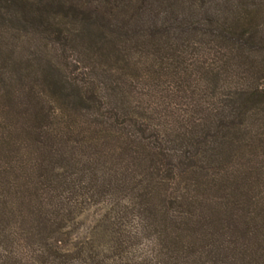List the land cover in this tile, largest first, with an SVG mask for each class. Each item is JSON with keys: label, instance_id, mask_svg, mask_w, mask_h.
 Returning <instances> with one entry per match:
<instances>
[{"label": "trees", "instance_id": "trees-1", "mask_svg": "<svg viewBox=\"0 0 264 264\" xmlns=\"http://www.w3.org/2000/svg\"><path fill=\"white\" fill-rule=\"evenodd\" d=\"M33 6L67 49L0 67V264H264V0Z\"/></svg>", "mask_w": 264, "mask_h": 264}, {"label": "rangeland", "instance_id": "rangeland-1", "mask_svg": "<svg viewBox=\"0 0 264 264\" xmlns=\"http://www.w3.org/2000/svg\"><path fill=\"white\" fill-rule=\"evenodd\" d=\"M33 1L26 0L23 6L12 5L10 12L0 15V67H14L18 62L24 66L26 61L33 64V57L39 50L50 52L53 46L59 52L67 49L65 45L56 42L50 27L41 26L40 19L34 17ZM46 10L50 13L54 11L51 7ZM43 44H47L45 50ZM63 62H72V59L65 57Z\"/></svg>", "mask_w": 264, "mask_h": 264}]
</instances>
